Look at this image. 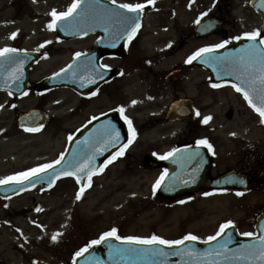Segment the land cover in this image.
<instances>
[{
  "label": "rangeland",
  "instance_id": "1",
  "mask_svg": "<svg viewBox=\"0 0 264 264\" xmlns=\"http://www.w3.org/2000/svg\"><path fill=\"white\" fill-rule=\"evenodd\" d=\"M10 1L14 2L13 18L17 28L20 29L21 36L18 34L12 38L8 33L0 35V48L13 45L35 48L44 41L53 43L55 35L45 28L44 23L52 19V9L63 11L74 0ZM1 2L2 0L0 4ZM6 2L7 0H4L2 3ZM249 2L250 0H157L156 10L158 11L156 15L148 16L147 27L156 21H160L159 24L164 26L163 30L156 31L163 35L165 45L171 43L170 49L174 53L165 56L163 63L183 59L189 52L205 44L217 43L224 36L231 37L257 29L260 18L252 10ZM188 6L191 9L190 12L187 10ZM11 11L5 5L0 6V25L6 23L5 18L12 14ZM201 12H207V15L213 14L222 19L218 34L198 38L192 35L194 21ZM144 34L145 32L142 36ZM24 37L25 40H23ZM145 38L143 36V39ZM169 38H171L170 41ZM83 43L84 39H76L52 46L47 58L33 68L30 82L42 80L65 62L72 51L78 49ZM152 44L149 42L148 49L146 47L149 53L153 51ZM168 66L164 65V67ZM200 78L199 75L198 79ZM128 84L131 83L127 82ZM205 86L199 83L198 89L191 93L195 96L199 107L209 106L218 101L205 92ZM126 89L133 91V87L131 89L126 87ZM68 97H70L68 94L62 93L37 97L36 93L31 91L15 107H12L13 101L5 93L0 92V105H4L0 108V129H4L0 132V160L3 161L2 164L0 163V178L6 176L9 170L20 166L27 167L28 164L53 159L56 152L63 146V133L52 128L50 122L43 130L35 134L20 132L15 124V108L25 110L34 105H47L50 115L56 116L62 112L60 106L63 104L61 102L60 105H53L52 102L56 103ZM169 98V96H163L161 99L164 101L161 100L163 102L160 103L159 100V105L154 109H151V106L144 108L139 117L146 118L150 110L163 109L164 103ZM220 100L221 102L212 109L218 113L229 106L227 95ZM49 107L58 108L52 110ZM51 121H54V118ZM148 122V129H151V120ZM165 127H168L170 132L177 128L187 131L186 125L179 123ZM161 131L159 133H164ZM144 132L152 133L151 130ZM159 137L141 136L144 142L136 146V152L129 154L124 161L110 168L91 189L83 194L80 200L75 199L79 188L69 179L60 180L50 192L34 190L16 194L15 197H0V264L60 263L68 258L75 248L74 242L79 245L86 239L98 237L113 227L117 228V233L121 236L149 237L156 234L165 238H175L189 232L199 236L210 235L220 222L228 219L234 220L240 230L249 228V222H253L256 213L262 209L261 206L264 203L262 199L257 200L256 196L250 194H247L244 199L228 198L226 201L216 203L199 198L181 205L155 200L157 196L153 194V185L158 173L154 169L141 165L140 160L144 154L140 147L149 142L162 147L160 150L163 149L164 146L160 144L166 143L167 138L159 140ZM261 137L264 139V134ZM11 138H14L13 144L9 143ZM218 139V149L222 153L228 151V148L223 145V137ZM262 152L264 153V150ZM33 202L40 204L39 211L24 210V206ZM57 232L60 235L53 241L51 237ZM24 237H27V240Z\"/></svg>",
  "mask_w": 264,
  "mask_h": 264
},
{
  "label": "flooded vegetation",
  "instance_id": "2",
  "mask_svg": "<svg viewBox=\"0 0 264 264\" xmlns=\"http://www.w3.org/2000/svg\"><path fill=\"white\" fill-rule=\"evenodd\" d=\"M156 1L154 0L152 4L146 3V0L126 1L127 3H144L145 7L141 11V26L135 36L131 40L126 39L122 47H119L116 51L95 46L97 40L102 36L101 32L96 31L79 37L86 40L78 52L83 55L92 52L89 70L92 73V80H95V83L90 85L92 87L88 86L85 91L75 92L68 87L48 89L32 86V89H37L40 94L54 95L61 90L70 96L61 101L63 104L60 106L62 112L59 115L52 114L49 117L51 127L61 132V134L63 133L61 152L68 145V136L71 134L73 138H80V145L83 148H92L97 151V149L104 147V155L102 157L98 153L96 155L98 164L103 165V162L109 156L128 141V124L118 111L120 106H124V115L132 120L136 136L124 150L125 154L123 156H118L111 163L104 166L102 172L96 171L92 175V186L115 164L124 161L129 154L136 152V146L144 142L141 136H160L159 140L167 138L166 141L168 142L160 144V146H164L163 149L160 150L162 147L149 142L140 147L144 154L142 160H140L141 165L156 170L160 176L165 169L168 171L174 170L172 166L169 167L168 160L160 159V156L173 148L179 149L190 145L192 149L189 152H185L182 156L178 155L169 162L174 163L177 171H189L191 176L192 172H200L201 174L205 172V175L202 174L199 178L191 177L192 189L190 191L167 187L163 189L166 195L156 190L154 195L157 197L155 200H164L170 204L181 205L199 198L216 203L226 201L228 198L244 199L247 194H250L256 196L257 200L262 199L264 201V153L262 152L264 150V139L261 137L264 134V122H261V116L249 105L244 95L232 87L231 84H223L221 81L216 83L221 84L220 87H213L212 85L215 82L210 70H206L195 63H186L185 61L192 54L191 52L186 54L183 59L163 63V58L174 52L170 49L171 47H166L163 35L156 31L164 29V26L159 24L160 21L153 22L152 25L147 27V23H149L148 16L156 15L158 11L156 10ZM218 18L221 25L222 19ZM219 31L220 27L217 32ZM143 32H145L143 35L146 37L145 39L142 36ZM191 33L194 37H198L193 27ZM168 40L170 41L171 38ZM149 42L153 43L151 53L146 51ZM105 64L109 67L102 68L101 66ZM164 65L169 66L164 67ZM225 65L227 67L228 64L225 63ZM230 66L227 67L226 72L235 71ZM197 70H200V72H197ZM199 75L201 76L200 79H198ZM100 76L103 78H99ZM127 82L131 84L127 85ZM199 83L206 85L205 92H208L210 97L218 99V101H215L216 103L205 107L198 106L195 96L191 93L198 89ZM126 87L128 89L133 87V91L127 90ZM92 92H96V95H90ZM226 95L227 99L229 98V106L221 113L212 110L215 105L221 102L220 99H224ZM163 96L170 97L164 103L163 109L150 110L146 118L139 117L144 108L151 106L150 108L154 109L159 105V100L160 103L163 102L164 100L161 99ZM11 99L16 105L20 98L11 96ZM133 100L137 103L133 104ZM34 107L49 112L47 105ZM49 108L54 110L58 107ZM197 110L200 113L199 116L196 115ZM19 112V109L15 108L16 120ZM102 113L103 115H101ZM93 116H96L97 119L91 120ZM205 116H211L207 124L202 122ZM52 118H54V121H51ZM149 120H151V129H148ZM106 121H112L119 129V141L105 144L106 141H110V137L100 126ZM178 123L186 125L187 131L177 128L170 132L168 127H165ZM16 125L19 129L17 122ZM145 130H151L152 133H147V135L144 132ZM166 130L169 131L164 132ZM159 131L164 133H159ZM233 133L235 135H232ZM218 137H223V145L228 148V151L222 153L218 149ZM202 138H207L212 144L215 155L206 146L196 144V140ZM118 142L121 143L117 145ZM112 146L115 149L109 152L108 150ZM196 150H199L203 155V159L200 156L192 155ZM60 153L56 154L55 159H58ZM230 177L243 178L247 183H230L228 182ZM83 183L87 184L88 180L85 179ZM219 189L227 190L219 191ZM238 191H242L244 194L237 195ZM206 192L210 195H204ZM188 197H192V199H188ZM180 201H184V203H180ZM261 208L259 212L264 210V203ZM24 210H29V206H24ZM249 224V228L245 229L246 232L252 231L253 222L250 221ZM74 246L77 247L78 244L74 242Z\"/></svg>",
  "mask_w": 264,
  "mask_h": 264
},
{
  "label": "snow or ice",
  "instance_id": "3",
  "mask_svg": "<svg viewBox=\"0 0 264 264\" xmlns=\"http://www.w3.org/2000/svg\"><path fill=\"white\" fill-rule=\"evenodd\" d=\"M117 0H112V4L115 5ZM154 0H146V3L152 4ZM81 0H74V2L68 7L67 11H57L56 9L51 10V17L52 19L49 21L48 27L49 28H55L57 26L58 21H65L69 17H72L73 13L76 12V10L80 7ZM261 7H264V0H261ZM145 4L144 3H122L117 8H109L106 10L108 13V16L105 17V19H109L112 17L117 18V22L121 25V31L125 36H127L128 40H131L133 36H135L137 30L140 28V12L144 9ZM126 10V11H123ZM79 15V14H78ZM207 12H201L200 15L197 17V19L194 21L197 25H201L202 21L201 18L206 16ZM96 26H100V22H97ZM214 27L211 21H209L206 24H203L200 27V31H208L210 28ZM107 31V28L105 29ZM86 34V33H81ZM17 35V32L11 33L12 38H15ZM242 36L244 38H247L249 43L243 45L241 48L234 49L232 53H229L227 55H214L215 51L217 49H222L226 45H228L231 41H239L241 40V36H232L229 38H225L221 40L219 43H213L208 44L203 47L198 48L196 51H194L191 55L187 57L186 63H192L194 60L202 59L204 63H211L213 66H219L223 67L225 64V61L229 59V57L232 58L233 62L239 65L238 69V79L243 80V84L247 85V87L242 86L241 83H234L230 80H224L222 81L223 84H231L232 87H234L238 92H241L249 105L253 109H255L256 112L259 113V115L262 118L261 122H264V34H262V30L257 28L252 31H245L242 33ZM50 41H44V44H48ZM44 45H40V48H42ZM166 47H171V43L169 45H166ZM40 48H37L36 51H39ZM19 51H25L23 49H16L12 47H4L0 48V57H3L5 60H9L12 62H15V58L11 56L10 54L19 52ZM45 56H47V52L44 53ZM82 53L76 52L75 56L80 57ZM151 63V61H149ZM23 61H19V66H22ZM69 68L71 65L68 66ZM102 68H108L109 65H102ZM60 72H65V69H60ZM245 73L247 74L248 78H244ZM227 75H234L237 74V71H231L226 73ZM60 73H53V76H59ZM99 75V74H98ZM22 76V72L19 73V75H13V79L19 81ZM99 78H103L100 76ZM89 83H95V80H89ZM213 87H220L221 84L214 83L212 85ZM98 91V90H97ZM11 94V93H10ZM23 95H26L27 93H22ZM253 94H255L256 100L254 101ZM90 95H96V92L90 93ZM258 101V102H257ZM133 104L137 103V101L133 100ZM4 105H0V108H3ZM12 107H15V105H12ZM118 111L121 115V117L127 122L128 124V130H129V138L127 143L123 144L119 150L114 152L111 156L108 157L103 162V165H95L93 163L94 155L89 156L87 160H85L83 163H80L79 161H76L75 163L69 162L65 165L64 168L60 169L59 172H53L51 176H44L41 174L47 173L49 169H52L54 165H59L61 161L64 159V153H60V157L58 159L52 160L50 163H43L38 164L35 167L28 168L21 172H16L11 175L4 176L3 178H0V185H7L10 183H15L20 185L19 190L24 191L25 184L29 187H35L37 183H40L42 180H44L47 184V187L51 188L56 183V180L59 179L61 176H73L76 178L78 182H81L83 179H87L88 183L84 184L81 183V186L79 187V190L76 193L75 199L80 200L84 194V191L87 187L91 186V177L96 171H103L104 166L111 163L113 160H115L118 156H123L125 154V149L128 147L129 144L132 143V140L136 136V130L133 127L132 120L124 115V106H120L118 108ZM103 115V113L101 114ZM196 115H200L199 111H196ZM97 117L93 116L91 120H96ZM211 119V116H205L203 117L202 122L207 124L208 121ZM91 123V121H89ZM23 127V125H22ZM40 127H43V125H40ZM101 129L104 130V132L110 137V141H106L105 144L108 142H117L120 140V132L119 129L116 128L115 124L112 123V121H106L103 125L100 126ZM27 131H39V128H27ZM4 129H0V132H3ZM79 131V130H77ZM232 135H235L233 133ZM73 139V136L70 134L68 136V140L71 141ZM197 145L206 146L209 151H212L213 155H215V152L213 151L212 144L208 141L207 138L197 139L196 140ZM190 145H186L185 148H190ZM105 150L104 147H101L97 149V152H103ZM179 150L176 148H173L171 151L164 153L162 156H160V159H168L169 157L173 156L174 153H177ZM155 155V153H154ZM193 156H200L201 159H203V155L199 152V150H196L192 154ZM75 168V171H70V168ZM168 170L165 169L159 176V178L155 181V184L153 185V194H155L156 190L160 188L163 181L165 180V177L167 175ZM194 182V181H193ZM228 182L230 183H239V184H246L247 181L243 178H232L230 177ZM44 189L41 188V191ZM171 190V189H168ZM227 189H219V191H226ZM237 195H243L244 193L242 191H238L236 193ZM135 195V193H133ZM204 195H210V193H204ZM188 199H192V197H188ZM180 203H184V201H180ZM7 207V205H5ZM40 209H37L39 211ZM6 223H10L6 221ZM33 223H36V221H33ZM235 226V221L228 219L223 223H220L218 230L215 232L214 235H210L207 237L208 241H214L218 237H221L225 233H227V238L222 240L221 243L218 245L216 249L209 250L205 253H203L204 256H218L221 259L228 260L229 257L226 255V252H231L234 256H238L239 258L243 260H256L258 264H264V234H258L256 232H243L240 233V235L247 236V237H253L257 236V240L255 242H250L245 245H241L238 249L233 252V250L228 249V243L232 239V234L228 233V230ZM41 227H44L41 225ZM259 227L261 229H264V222H262ZM20 231L19 229H17ZM21 235L23 236V232L21 231ZM60 235L59 232L54 233L51 237L53 241L57 240L58 236ZM115 237L117 240H122L125 242H129L130 244H147V245H182L185 241H197L200 240L201 237L194 235L193 233L189 232L186 235H184L180 239H165L164 237L156 234H152L149 237H141V236H120L117 234V228L113 227L109 231L103 232L99 238L91 240L89 243L85 244L83 247H81L78 251L75 252L73 259V264H76L77 257L83 256L84 253H87L89 249H91L94 245H99L102 242H106L108 238ZM25 240H27V237H24ZM146 253H150L152 257L159 258V257H167L168 255H199L198 253H194L192 249L189 247L188 249L184 251H173L171 253L165 252L162 248H150V249H140L136 247H129V248H122L117 245H109V257L113 258L114 256H118L121 259L127 258V257H143ZM83 264H89V261H84ZM91 264H102V262L95 257L91 258ZM159 264H164L163 260L159 261Z\"/></svg>",
  "mask_w": 264,
  "mask_h": 264
},
{
  "label": "water",
  "instance_id": "4",
  "mask_svg": "<svg viewBox=\"0 0 264 264\" xmlns=\"http://www.w3.org/2000/svg\"><path fill=\"white\" fill-rule=\"evenodd\" d=\"M254 6L257 8L258 11H260L263 15V30H264V7H261V0H257L256 3H254ZM82 7V4L80 8ZM79 8V9H80ZM75 13V12H74ZM75 16V15H74ZM73 18L75 19V17ZM68 20V19H67ZM66 21V20H65ZM207 22L202 23L201 25H198V30L203 24H206ZM89 30V29H87ZM91 31V30H89ZM76 32V31H75ZM198 33H202V31H198ZM249 43L247 38H241L239 41L240 46H243L245 44ZM223 49H217L215 53L223 51ZM23 53H20V61L23 59ZM75 63V62H74ZM74 63H71V67L74 65ZM25 64H22V66L19 67L18 73H13L11 70L7 71L5 70V66L3 61H1L0 57V88L7 89L11 91L12 93H18L23 91L24 87L26 86L27 81V67H24ZM75 67V65H74ZM67 67V69H70ZM22 72V76L19 81L13 79V75H19V73ZM63 72H61L62 74ZM65 73V72H64ZM63 73V74H64ZM59 77V76H58ZM57 76H51L48 78L47 83H57V80L59 79ZM76 85V84H74ZM258 102V101H257ZM40 117V116H39ZM59 165L53 167L50 169L47 173L41 174V175H52L53 172H59L60 170ZM75 171V170H73ZM44 181V180H42ZM25 187H27V184H25ZM20 185H15V191L19 190ZM2 189V186H0V191ZM13 191V190H12ZM9 191H5L7 193ZM264 222V214L260 215L257 219V223L255 225L256 232L258 234H264V229H261L259 225ZM228 233L232 234V239L228 243V249L233 250L235 252L236 249H238L241 245L248 244L250 242H255L257 240V236L253 237H247V236H241L239 235L235 228L232 227L228 230ZM227 238V233L222 235L221 237H218L214 241H185L182 245H147V244H130L129 242L125 241H119L113 238H108L106 242H102L99 245H95L87 253H84L83 256L78 257L76 264H83L84 261H89V264H91V258L95 257L98 258L102 264H159L160 260L164 261V264H258L256 260H243L239 258L238 256H234L231 252H226V255L229 257L228 260L221 259L218 256H204L203 253L216 249L218 245L221 243L222 240ZM109 245H117L122 248H129V247H136L140 249H150L153 247L156 248H162L165 252L171 253L173 251H184L188 249L189 247L192 249L194 253H198L199 255H168L165 257H159L154 258L151 256L150 253H146L143 257H127L124 259H121L118 256H114L113 258L109 257Z\"/></svg>",
  "mask_w": 264,
  "mask_h": 264
},
{
  "label": "bare ground",
  "instance_id": "5",
  "mask_svg": "<svg viewBox=\"0 0 264 264\" xmlns=\"http://www.w3.org/2000/svg\"><path fill=\"white\" fill-rule=\"evenodd\" d=\"M4 0H2V2H3ZM1 2V4H0V6H3V5H5V6H7L8 7V9H9V11H11L10 13H12L13 12V10H14V2L13 1H10V0H7V2L5 3V4H3ZM41 8H43L42 6H41ZM191 11V9L189 10V12ZM183 12H185V11H183ZM5 21H7V23H5V24H3V25H0V35H5L8 31H14L15 29H16V26H17V24H16V22L14 21V18H13V13L12 14H9L6 18H5ZM13 142H14V138H11V140H10V144H13Z\"/></svg>",
  "mask_w": 264,
  "mask_h": 264
}]
</instances>
